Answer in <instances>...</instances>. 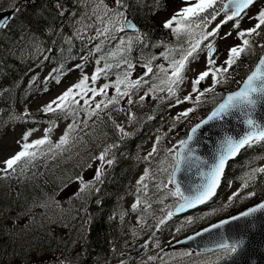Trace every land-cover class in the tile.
<instances>
[{
    "label": "trees",
    "instance_id": "1",
    "mask_svg": "<svg viewBox=\"0 0 264 264\" xmlns=\"http://www.w3.org/2000/svg\"><path fill=\"white\" fill-rule=\"evenodd\" d=\"M95 1L99 0H27L14 3L19 11L14 12L0 33V138L15 126L29 128L32 124L43 123L42 119L45 122L46 119L58 120L56 114L37 118L24 115L23 110L30 96L36 95L40 88L49 87L48 82L40 77L43 62L53 63L54 77L57 78L58 68L70 65L87 51L83 36L76 35L75 29L82 16L81 6ZM165 2L127 0L130 7L123 10L134 17L139 26L137 34L142 35L141 40L134 39V51L143 48L148 52L161 47L155 41L161 30L152 25V16L161 13L153 11L160 9ZM123 34L135 37L133 33ZM251 42V53L241 55L226 73L227 82L220 83L218 91L236 88L263 52L257 45H264V39L254 36ZM133 50H128V58L135 60ZM130 99L131 104L125 102L122 106L102 107L99 117L92 116L87 126L76 130L68 147L71 157L48 158L46 161L37 157L29 165L34 168L29 174H23L17 166L15 173L0 176V264H43L39 261L45 254L56 253L61 256L44 264H105L129 250L126 248L132 241L127 232L129 221L126 216H118L123 209L121 198L127 193L136 165L140 161L149 163L135 156V147L147 134L159 133L169 123L164 114V101L160 98L139 100L132 96ZM201 110L185 122L184 131L176 132L174 143L185 137L197 117L205 114L206 111ZM117 124L126 135L120 132ZM106 148V159L114 162L106 166L100 181L89 191L60 199L58 194L62 183L76 179ZM35 151L39 153L40 149ZM263 156L264 145L257 144L243 150L236 162L228 164L223 186L216 197L192 214V221L186 229L162 233L174 236L188 234L262 199L264 173L251 172L249 167ZM151 157L153 161H159L162 155ZM153 172V188L164 185L168 171L159 169ZM233 177H243L248 187H241L237 192L239 195L232 196L230 200L226 193L235 182H230ZM97 188L99 191L95 190ZM249 193L255 195L250 196ZM160 204L161 201H157L149 209L154 208L156 213ZM163 251L168 257L169 251Z\"/></svg>",
    "mask_w": 264,
    "mask_h": 264
},
{
    "label": "snow or ice",
    "instance_id": "2",
    "mask_svg": "<svg viewBox=\"0 0 264 264\" xmlns=\"http://www.w3.org/2000/svg\"><path fill=\"white\" fill-rule=\"evenodd\" d=\"M260 0H228L227 4H222L219 8L216 7L217 0H196V3L192 4L191 0H182L184 5L180 10L175 12L172 17L163 22V27L170 29L178 37L183 34L188 37V47L181 48L179 51V59L171 58L169 63V68H164L163 65L159 66V71L164 73V77L161 80V84L166 86L169 96H175L176 91L179 89V86L184 82L185 76L184 73L188 70L187 66L190 63V60L196 59V54L201 49V44L203 41H207L209 37H215L219 34L221 26L227 24L229 21H233V28L237 29V37L242 41L241 45L232 46L228 50L227 59L223 61L222 65H217L214 53L215 48L213 43H208L204 45L207 48V55L205 57V69L199 72L196 77L191 81L192 91L199 93L196 96V101L199 102L201 97L204 96L207 92H214L215 85L227 82L228 77L225 75L232 69L238 59L242 54H250L252 51L253 44L246 37H260L264 39V7H261L254 16H248L249 20L255 19L257 23L246 30H239L240 20L242 19V14L247 15V11L250 7L259 3ZM112 3L117 7H109L105 4L104 0H100V4L104 6L103 12L100 15H97L96 18L99 21L102 27L96 28V36L90 37V39H100V42L97 43L92 50L93 52H100L102 50L101 46L105 43L106 40L116 39L117 37L112 35L113 32L120 33L125 30L136 29V24L131 21V17L123 9L130 7L127 4V0H112ZM99 8V5L97 6ZM227 9H230V14L226 12ZM19 11L18 8L14 9ZM225 12L226 19L222 20L211 31H204L205 26L215 20L216 17L221 13ZM95 13V10H94ZM111 13V15H110ZM107 17V20H105ZM9 18L0 19V28L6 27L8 24ZM175 24V27L173 25ZM91 27V25L89 26ZM197 30L199 32L197 33ZM199 35V39L193 38L196 35ZM231 32L224 34L222 39L231 36ZM136 39H140L139 36ZM125 40L120 38L119 44L124 49ZM132 44L131 37L127 41V46L130 48ZM264 51V45H257ZM110 55L115 56L116 53H110ZM164 55V54H162ZM166 59H169V56H165ZM100 59H104L101 57ZM100 59L95 61L96 64L100 63ZM155 59V57H152ZM123 62L127 64L128 71L123 73V78L119 76L114 83H104L99 88L89 86V79L91 80L92 85H96V82L100 79L102 73H106L107 70L112 68V65L105 63L103 68L96 67L95 71L89 78L88 75H82L81 78L74 84L69 85L61 94H59L55 99L48 102L40 110L43 113H53L56 114L57 119L63 117L67 118L68 116L73 117V122L67 126V129L60 136L59 141L55 144H52L49 139V134L52 131V128L45 129L43 138L36 139L32 142L28 141L29 137L32 135L30 130L21 135V138L17 143L19 144L20 150L15 154L7 157L6 159L0 161V164H3L4 167L0 168V172H3L5 176L15 173L17 171V166H21V171L23 172L28 168L29 165H32L37 159L38 152L33 149H39L43 145H51L48 151L53 149H61L65 145H68L70 142L71 134L79 127L76 123L77 115V105H80V101H83L82 111L90 119L92 116L99 117V113L102 110L111 106H116L120 103V99L123 97H128L130 90L140 86L141 81L139 79L131 81L128 79L130 71L133 68L132 63L126 58H122ZM119 66V65H117ZM147 73H153V68L151 66V61L144 65ZM76 68H81V65H76ZM170 69V75L169 73ZM55 71V70H54ZM211 76L212 85L209 88L203 89L201 91L200 85L203 81ZM223 77V79H222ZM56 83L59 84V78H56ZM123 85V91L121 86ZM114 88L116 95L109 96L108 89ZM152 91H164V88H159L158 86L153 87ZM90 94V97H89ZM103 96L104 99H101L99 102L92 106V101L96 97ZM80 97V99H77ZM144 97H141L143 100ZM192 100V95L189 94L184 97V101ZM177 99V104L183 103ZM127 103L131 104L132 100L129 99ZM264 104V55L260 56L258 62L253 65L249 70V73L246 75V78L242 80L238 90L228 93L221 98L219 102L211 111V113L205 118L200 120L199 123L195 124L190 128L189 134H187V139H181L179 144L181 150L177 152L173 157L172 172L170 174L168 183L174 184L175 189L169 191V195L172 197L178 198L177 206L175 208L176 212H183L186 209L194 208L199 204H204L210 200L213 196L216 195V190L220 185L221 177L224 174L225 166L229 159L236 157L240 154L241 150H247L252 148L254 145L260 144L264 145V121H260L255 117V111L258 106ZM194 111V109L189 108L178 114L176 119L181 117L187 118L189 113ZM239 115L243 117L241 123L244 125V131L237 135H225L219 142L216 151L213 155L212 162L209 163L207 160H202L199 156L194 155V149L189 147L190 143L193 141L198 130H201L205 125H208L213 121H224L225 118L233 117L234 115ZM53 125L55 121H51ZM85 126H87V120L84 121ZM116 127L120 130L123 135L127 133L124 132V129L120 127L119 124ZM159 138H157V143ZM112 147V146H109ZM170 151V150H169ZM156 152L155 146L152 149V152L149 153L151 156ZM108 154V148H106L99 156L98 160L106 163L107 165H112V159H106ZM148 157H145L147 159ZM187 166V168L196 167L199 170V175L201 177V182L195 187H189L184 191L181 190V185L176 181V174L181 170V166ZM206 168V171L203 170ZM104 164L102 163L100 167L95 170L96 179L100 181V178L103 174ZM254 173H264V167L253 170ZM147 171L145 175L141 177L138 181V184H143L145 177L147 176ZM88 185H85L87 188ZM144 189H147V185H143ZM244 187H248L247 181L244 183ZM84 189H81L83 191ZM99 191V189H95ZM187 193V194H186ZM239 193H233V197L238 196ZM249 195H255V193H249ZM233 197H230L231 200ZM162 202V201H161ZM136 205H133L135 209ZM257 212H264V203L258 204L247 211L240 213L239 215L232 216L230 219L222 220L218 224L212 225V228L219 229L225 225L230 224L233 221H240L241 219L248 218L253 216ZM174 213L168 211L166 218L170 219ZM189 223H191V218H189ZM160 224L165 223V219L159 221ZM205 231H210V229H205ZM200 235V233H197ZM244 246V239L241 238H222L216 247L222 250L223 259L236 254L238 250L242 249Z\"/></svg>",
    "mask_w": 264,
    "mask_h": 264
},
{
    "label": "water",
    "instance_id": "3",
    "mask_svg": "<svg viewBox=\"0 0 264 264\" xmlns=\"http://www.w3.org/2000/svg\"><path fill=\"white\" fill-rule=\"evenodd\" d=\"M8 16L9 12L0 13V19L8 18ZM254 115L258 120L264 121V104L257 107ZM242 119L243 117L237 114L233 117L225 118L224 121L218 124L210 122L201 130H198L189 145V147L194 149V155L211 163L223 136L228 134L237 135L244 131V125L241 123ZM180 150L181 147L178 152ZM232 159L234 158L229 160ZM203 170L206 171V168ZM176 181L181 185L182 191L190 186L194 188L195 185L201 182L199 170L196 167L187 168V166L182 165L181 170L176 174ZM261 203H264V201ZM173 212L174 214L183 213L176 212L175 209ZM205 229H210V231H205ZM205 229L197 232L200 235H197V233L192 234L179 240L172 247H188L194 250L214 249L217 248L216 245L222 238L236 239L242 237L244 239L243 248L218 264H264V212H257L251 217L233 221L219 229L212 228V225Z\"/></svg>",
    "mask_w": 264,
    "mask_h": 264
},
{
    "label": "rangeland",
    "instance_id": "4",
    "mask_svg": "<svg viewBox=\"0 0 264 264\" xmlns=\"http://www.w3.org/2000/svg\"><path fill=\"white\" fill-rule=\"evenodd\" d=\"M193 0H191L192 2ZM184 5L182 4V0H170V10L168 11V14H167V17L165 20H167L171 15H173L175 12H177L178 10H180ZM261 7H264V0H260L259 3L255 4V6L247 12V15L244 19V23H243V26L242 28L246 29L248 27H250L254 20H249L248 19V16H254V14L261 8ZM96 14H100L99 12H96ZM161 14H158L157 17L159 18ZM225 17L223 18H219L217 20V23H220L222 20H224ZM107 20V19H105ZM93 23L96 24L94 25L96 28L97 27H102L103 25H101L99 23V21L97 20L96 17L93 18ZM227 32H231L232 35L231 36H228L227 38H224L222 39L221 37L224 36L225 33ZM94 36V35H93ZM218 39H219V46L221 48V52L222 54L220 55L219 59H218V63H220L222 61V58L224 56V51L226 49L227 46L229 45H234V43L237 41L235 38H234V30L231 26V22L227 23V24H224L221 26V29H220V32H219V35H218ZM87 62V61H86ZM89 63H87L85 66L82 67V72H75L74 75H71L69 77V80L60 84L59 86H57L51 93L47 94V95H44L43 97L39 98L37 100V106H45L48 102H50L51 100L55 99L59 94H61L69 85H72L74 83H76L82 75H88L89 78L91 77L92 75V71H94V66L91 67V65H88ZM203 68V59H201L200 63L198 65H194L191 67V72L189 74V80L190 82L193 80V78L196 76V74H198ZM209 82L207 81L206 83H203L202 84V88H204ZM99 83H96V85H92L91 84V80L89 79V86L92 87V86H95V87H99L98 86ZM190 88L192 89V85L190 86ZM89 97H90V94H89ZM99 97V96H98ZM77 99H80V97H77ZM82 103L83 101L81 100L80 101V105H77L76 108L78 111H82ZM181 109L182 107L180 105H178L177 103H175L173 105V107L171 108V115H177L181 112ZM24 133V132H23ZM21 131L20 129L16 128L15 130L9 132L7 135H5L1 140H0V161L6 159L7 157L15 154L17 151H19V144L17 143V141L20 140L21 138ZM33 135V134H32ZM38 135L37 134H34L32 136V139H38V137H40L41 135ZM101 165V161L97 160L93 166L91 168H89L88 170V173H86L84 176H83V181L84 182H88V181H92L95 177V170L96 168H98L99 166ZM4 165L3 164H0V168H3ZM145 173L144 171L142 172V174H140V176H144ZM139 176V177H140ZM134 182H136V180H134ZM65 192H67V194H69L71 191L69 188H66L65 189ZM166 213H163L162 214V217L165 215ZM137 220V219H136ZM147 224V221H143V220H138L136 225H135V229L138 230V228H143L145 227ZM158 226L157 224H155L154 226V230L156 233H158V230H157ZM160 228V227H159ZM160 245V242H155L153 244V247L156 248ZM219 257H217V255H215V259L211 262L210 261V258L208 259H205L201 262V264H211L213 263L214 261H216V259H218ZM137 260V259H136ZM130 262V259L129 258H125L123 260H120V261H117V262H112L110 264H129Z\"/></svg>",
    "mask_w": 264,
    "mask_h": 264
},
{
    "label": "bare ground",
    "instance_id": "5",
    "mask_svg": "<svg viewBox=\"0 0 264 264\" xmlns=\"http://www.w3.org/2000/svg\"><path fill=\"white\" fill-rule=\"evenodd\" d=\"M161 13H164V11L161 12ZM161 13H158V14H161ZM156 17H157V16H156ZM136 30H137V32H138V30H139V26H138V24H137V26H136ZM126 32H127V33H132L131 30H126ZM38 48H39V47H38ZM219 122H221V121H213V123H215V124H218Z\"/></svg>",
    "mask_w": 264,
    "mask_h": 264
}]
</instances>
